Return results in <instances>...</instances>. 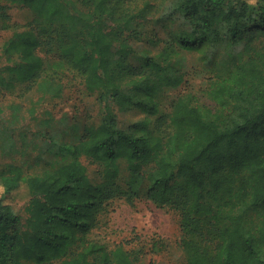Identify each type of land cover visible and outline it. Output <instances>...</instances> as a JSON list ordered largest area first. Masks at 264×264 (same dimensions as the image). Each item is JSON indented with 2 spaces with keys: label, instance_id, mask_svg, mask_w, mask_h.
Returning <instances> with one entry per match:
<instances>
[{
  "label": "trees",
  "instance_id": "obj_1",
  "mask_svg": "<svg viewBox=\"0 0 264 264\" xmlns=\"http://www.w3.org/2000/svg\"><path fill=\"white\" fill-rule=\"evenodd\" d=\"M7 1L32 18L12 22L0 3V91L40 95L28 109L31 134L0 126L1 155L22 159L0 169V264H135L142 248L104 227L116 201L139 199L178 215L179 264H264V0ZM160 11L188 29L158 38L134 65L132 40L151 39L147 24ZM223 39L243 44L245 57L217 60L198 92L162 109L164 91L185 82L179 52ZM73 80L96 93L99 123L26 173L28 150L50 137V113L37 116V105ZM134 111L143 116L120 119Z\"/></svg>",
  "mask_w": 264,
  "mask_h": 264
},
{
  "label": "rangeland",
  "instance_id": "obj_2",
  "mask_svg": "<svg viewBox=\"0 0 264 264\" xmlns=\"http://www.w3.org/2000/svg\"><path fill=\"white\" fill-rule=\"evenodd\" d=\"M1 4L8 5V13L12 22L26 23L32 16L31 12L22 5L0 0ZM147 24L151 39L142 38L132 40L134 47L130 61L134 65L141 63L144 54H154L161 46L158 38H167L171 32L188 29V25L178 14L160 11ZM8 35V31L0 29V64L4 62L1 55V45ZM156 42H153L155 41ZM233 54L236 59L242 60L245 55L243 44H229L226 39L208 47L205 51L181 50L176 59L185 72V82L176 88H167L161 98V108L169 109L174 98L187 91L198 92L205 84L214 62ZM19 88L13 91H0V126L10 124L15 129V135L20 131L31 134L36 129L35 120L28 113L31 104L38 99L36 90L27 92L24 96L18 95ZM16 106V110L14 109ZM14 110L19 119H14ZM49 112L51 123L48 127V138L37 140V149H29V159L23 165L26 173H38L42 170L45 161L58 157L60 144H72L78 141L88 125H97L101 117V106L96 93L85 90L78 80L68 83L59 97L47 96L36 108L37 116L41 117ZM143 116L140 112L121 113L120 119L127 121ZM3 156L0 153V169L9 163H21V158ZM37 160V161H36ZM87 163L85 160H83ZM16 200L14 210L25 217L24 197L20 193H12ZM104 231L116 241H123L127 246L138 245L142 248L140 261L135 264H179L183 253L179 245L180 230L178 215L172 211H164L152 202L139 199L131 206L122 201H116L112 210L107 214V223Z\"/></svg>",
  "mask_w": 264,
  "mask_h": 264
}]
</instances>
